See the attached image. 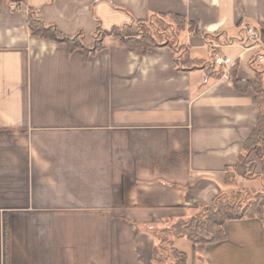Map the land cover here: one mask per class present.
<instances>
[{
    "label": "crops",
    "instance_id": "1",
    "mask_svg": "<svg viewBox=\"0 0 264 264\" xmlns=\"http://www.w3.org/2000/svg\"><path fill=\"white\" fill-rule=\"evenodd\" d=\"M8 2L0 0V264H150L146 224L189 216L246 180L238 154L257 122L254 91L237 90L230 67L218 78L208 69L220 67L210 65L218 53L240 79L259 71L264 81V0H21L15 11ZM28 8L63 34L82 31L86 47L96 19L132 37V20L176 13L194 24L181 39L195 63L178 69L170 47L139 55L112 35L100 49L69 51L29 33ZM248 24L261 47L243 46ZM223 228L201 259L186 238L173 245L187 264H264V215Z\"/></svg>",
    "mask_w": 264,
    "mask_h": 264
},
{
    "label": "trees",
    "instance_id": "2",
    "mask_svg": "<svg viewBox=\"0 0 264 264\" xmlns=\"http://www.w3.org/2000/svg\"><path fill=\"white\" fill-rule=\"evenodd\" d=\"M21 0H9L10 10H17ZM13 3V4H12ZM13 5V6H12ZM39 8L27 9L26 25L31 35L39 38L51 39L65 43L68 50L77 48L85 52L94 51L102 47L104 36H117L128 47L135 48L139 55H144L149 48L168 46L173 50L174 60L178 69L189 70L195 63L189 56V48L181 39L187 33H193L194 24L176 13H151L146 20H132L138 28L136 36L127 37L123 34L122 26H113L108 30L101 27L96 19L91 47L83 44V32L66 35L59 32L53 24L45 23L38 16ZM207 64H204L206 67ZM255 67V66H253ZM208 77H220L221 66L217 70L208 69ZM229 75L234 87L243 92L248 88L254 91V101L257 108V122L244 141L238 154V162L244 167V178L248 181L258 179L259 188L251 186L219 191L211 203L200 204L195 212L186 217H172L163 219L160 224H146L145 231L155 239L151 251L150 264H187V255L177 249L174 239L184 237L189 240L197 251V258L208 243L217 242L225 238L223 225L228 220L242 218H263L264 215V81L259 71L255 79L244 80L236 75L234 66L229 68ZM261 161L262 173L257 174V163L251 155ZM229 169V168H228ZM234 175L228 170L226 181L233 182Z\"/></svg>",
    "mask_w": 264,
    "mask_h": 264
},
{
    "label": "built area",
    "instance_id": "3",
    "mask_svg": "<svg viewBox=\"0 0 264 264\" xmlns=\"http://www.w3.org/2000/svg\"><path fill=\"white\" fill-rule=\"evenodd\" d=\"M244 32H245V35H244V38L242 39V43L245 48H248L249 46L261 47L258 34L252 25H249V24L246 25ZM256 61L258 63H264V54H258L256 56ZM210 65L212 67L223 66V67L229 68L233 65V61L231 60V58L227 56H223L218 53H213Z\"/></svg>",
    "mask_w": 264,
    "mask_h": 264
},
{
    "label": "rangeland",
    "instance_id": "4",
    "mask_svg": "<svg viewBox=\"0 0 264 264\" xmlns=\"http://www.w3.org/2000/svg\"><path fill=\"white\" fill-rule=\"evenodd\" d=\"M253 182V181H252ZM251 181H248V180H241L240 182H238L239 183V185L240 186H243V187H247V186H250L251 184H253ZM183 240H185V239H183ZM176 247H178V248H181V247H183V245L182 244H177L176 245Z\"/></svg>",
    "mask_w": 264,
    "mask_h": 264
}]
</instances>
